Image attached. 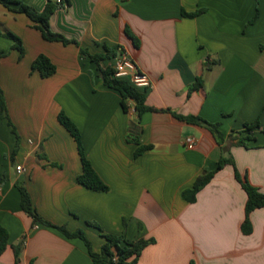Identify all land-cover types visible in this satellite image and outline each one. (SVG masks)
I'll use <instances>...</instances> for the list:
<instances>
[{
	"label": "crops",
	"instance_id": "obj_1",
	"mask_svg": "<svg viewBox=\"0 0 264 264\" xmlns=\"http://www.w3.org/2000/svg\"><path fill=\"white\" fill-rule=\"evenodd\" d=\"M17 1L41 12L50 0ZM198 10L204 13L182 16ZM50 27L91 53L119 46L117 57L103 65L114 68L127 55L148 76L146 104L159 111L142 116L139 140L153 148L135 158L136 146L127 142L133 109L123 111L120 94L103 85L76 45L45 41L25 14L0 4V29L21 38L25 49L20 60L13 42L0 35V52H8L0 61V87L20 139L12 163L17 136L0 114V226L9 233L0 264H15L12 245L21 242L20 264H93L83 241L23 212L18 178L41 217L70 232L82 230L95 252L105 243L103 234H122L125 222L129 242L154 240L137 264H264V208L251 214L254 230L244 235L247 195L233 166L218 171L195 203L182 196L228 152L240 175L264 193V0H63ZM39 55L57 67L54 76L31 71ZM198 78L203 87L188 95ZM61 111L79 128L108 192L77 182L82 165L58 121ZM172 112L219 123L225 137L256 121L259 128L247 148L224 151L207 129ZM187 138L194 148H187Z\"/></svg>",
	"mask_w": 264,
	"mask_h": 264
},
{
	"label": "trees",
	"instance_id": "obj_2",
	"mask_svg": "<svg viewBox=\"0 0 264 264\" xmlns=\"http://www.w3.org/2000/svg\"><path fill=\"white\" fill-rule=\"evenodd\" d=\"M8 11L13 13L25 14L29 21L30 27L39 31L42 38L47 42H57L63 45H76L79 48V54L81 58L89 59L96 67L98 77L102 80L105 87L116 91L121 96V107L125 113H128L133 109L135 116L128 131L127 142L136 146L135 158H138L143 153L152 150V145H142L139 137L142 132L141 118L145 113L158 112L156 108H152L146 104L148 88H139L132 84L129 80L123 78H115V69L110 65L104 66L107 61L113 60L120 53L119 46L108 47L103 46V52L91 53L88 49L82 47V45L76 40H69L61 34L55 33L51 30L50 20L54 13L58 10L62 3L54 1H48L43 11L38 12L29 5L17 1V0H0ZM203 10H198L193 13L182 12V16L187 18H195L203 14ZM255 20V19H254ZM127 35L134 41L135 45H138L137 38L129 31L126 30ZM0 35L13 42L12 50H15L19 54L21 60L25 55V49L21 38L9 31H3L0 29ZM8 55V52H0V61ZM206 69L210 68V64L204 65ZM32 72H37L41 78L48 79L54 76L57 72V67L52 61L45 55H39L31 66ZM203 87L202 78H198L194 84L188 88V95H191L194 91H198ZM0 114H5L8 118V123L12 127L13 133L17 136V144L12 156V163H14V156L19 146V137L15 130L13 123L11 122L8 114V108L4 91L0 87ZM172 115L179 121L203 127L207 129L219 146L228 148L232 146L248 147L249 142L255 140V130L259 128V122L256 121L251 124H246L245 128L241 132H236L228 137H225L220 130L219 123H211L200 116H183L176 112H172ZM59 123L66 129L76 143L78 155L80 157L82 165V173L78 176L77 182L88 190L100 193H106L110 190L109 186L101 179L90 160L86 156L85 147L82 140V135L77 125L63 112L58 115ZM227 165L235 168L236 180L241 184L243 190L247 195V202L245 206V219L241 225V231L244 235H251L253 233V224L251 222V214L264 208V193H262L257 187L253 186L246 176H241L235 167V162L230 152L221 157L218 165L214 171L206 172L195 180L192 187L183 192V199L187 203H195L197 195L202 191L214 178L216 173L222 170ZM3 181H0V185ZM16 188L20 193V204L24 213H26L34 223H39L44 227L57 230L60 234L68 239H80L84 242L87 251L93 261V264H137L142 252L151 244L154 243L153 239H139L129 242L126 237V223L124 222V230L120 235L103 234L105 239L104 245L99 252H95L92 248V244L86 237L82 230L70 232L64 225H55L39 215L36 208L33 205L30 194L26 187L24 179H17L15 183ZM100 232L102 229L99 225L90 224ZM9 245V233L7 229L0 226V256L4 254ZM15 256V264H20L21 253L23 249L22 242L12 245Z\"/></svg>",
	"mask_w": 264,
	"mask_h": 264
},
{
	"label": "built area",
	"instance_id": "obj_3",
	"mask_svg": "<svg viewBox=\"0 0 264 264\" xmlns=\"http://www.w3.org/2000/svg\"><path fill=\"white\" fill-rule=\"evenodd\" d=\"M57 3H62L63 0H57ZM115 78H123L129 80L132 84L139 88H150L151 81L147 75L142 74L138 71L135 63L127 56L122 55L118 58V61L114 67ZM195 140L193 138H187L185 144L188 149H192L195 146ZM18 174H21L23 169L21 166L16 168Z\"/></svg>",
	"mask_w": 264,
	"mask_h": 264
},
{
	"label": "water",
	"instance_id": "obj_4",
	"mask_svg": "<svg viewBox=\"0 0 264 264\" xmlns=\"http://www.w3.org/2000/svg\"><path fill=\"white\" fill-rule=\"evenodd\" d=\"M54 2H57V0H54ZM135 118H137V117L135 116ZM224 151H228V148L225 147V148H224Z\"/></svg>",
	"mask_w": 264,
	"mask_h": 264
}]
</instances>
